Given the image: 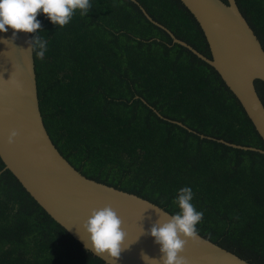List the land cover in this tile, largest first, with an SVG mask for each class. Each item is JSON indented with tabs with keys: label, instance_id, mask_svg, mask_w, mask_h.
I'll return each mask as SVG.
<instances>
[{
	"label": "trees",
	"instance_id": "trees-1",
	"mask_svg": "<svg viewBox=\"0 0 264 264\" xmlns=\"http://www.w3.org/2000/svg\"><path fill=\"white\" fill-rule=\"evenodd\" d=\"M90 2L86 15L77 11L64 27L37 16L48 44L42 59L33 51L37 95L52 144L84 177L171 215L179 189L190 187L203 212L198 235L264 264V155L218 140L264 144L214 69L173 44L138 4L210 58L197 22L179 0ZM235 2L264 51V0ZM255 88L264 106V84ZM0 264L105 263L57 225L0 160Z\"/></svg>",
	"mask_w": 264,
	"mask_h": 264
},
{
	"label": "water",
	"instance_id": "water-1",
	"mask_svg": "<svg viewBox=\"0 0 264 264\" xmlns=\"http://www.w3.org/2000/svg\"><path fill=\"white\" fill-rule=\"evenodd\" d=\"M179 1L197 22L210 58L176 39L137 4L144 17L163 30L173 44L188 50L214 69L264 144V106L255 88L256 81L264 84V51L260 42L235 0H226V3L221 0ZM11 37V29L0 33V160L4 171H9L36 204L84 249L82 239L87 237L81 225L92 209L110 205L123 220L127 233L124 246L130 245L116 264H145L141 251L158 259L160 246L153 242L147 231L158 219L166 220L171 214L137 195L84 177L61 156L46 132L39 110L33 51H27L31 35L17 33L13 42L3 43ZM171 123L187 129L180 123ZM12 130L18 135L9 145L6 140ZM218 143L264 155V150L223 140ZM91 254L105 264H113L106 256ZM181 255L188 264H249L200 235L187 242Z\"/></svg>",
	"mask_w": 264,
	"mask_h": 264
},
{
	"label": "clouds",
	"instance_id": "clouds-1",
	"mask_svg": "<svg viewBox=\"0 0 264 264\" xmlns=\"http://www.w3.org/2000/svg\"><path fill=\"white\" fill-rule=\"evenodd\" d=\"M90 8V0H0V33L12 30V37L3 43L13 42L17 33L35 34L28 42L27 51H35L36 56L42 59L48 44L39 35L42 26L37 16L43 14L52 24L64 27L71 22L77 11L83 16ZM17 135L15 130L10 131L6 143L11 145ZM192 200V189L182 187L173 200L178 211L166 220L158 219L148 229L147 235L160 246L161 255L158 259L151 258L141 251V259L145 264H188L181 254L188 241L198 238L197 225L203 219V212L196 209ZM81 228L87 239H82L79 232L77 235L84 241L85 249L94 255L106 256L113 264L130 247L124 246L127 233L123 220L110 205L92 209Z\"/></svg>",
	"mask_w": 264,
	"mask_h": 264
},
{
	"label": "flooded vegetation",
	"instance_id": "flooded-vegetation-1",
	"mask_svg": "<svg viewBox=\"0 0 264 264\" xmlns=\"http://www.w3.org/2000/svg\"><path fill=\"white\" fill-rule=\"evenodd\" d=\"M155 22V21H154ZM156 23V22H155ZM156 24H158V23H156ZM158 25H160V24H158ZM156 113V112H155ZM156 115H157V113H156Z\"/></svg>",
	"mask_w": 264,
	"mask_h": 264
}]
</instances>
